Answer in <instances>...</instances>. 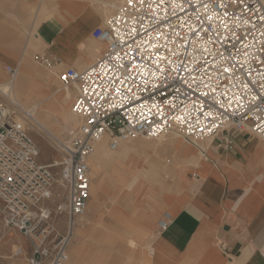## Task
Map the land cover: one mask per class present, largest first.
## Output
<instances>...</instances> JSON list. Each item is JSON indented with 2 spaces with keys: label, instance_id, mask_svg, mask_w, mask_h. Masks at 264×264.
<instances>
[{
  "label": "built area",
  "instance_id": "obj_1",
  "mask_svg": "<svg viewBox=\"0 0 264 264\" xmlns=\"http://www.w3.org/2000/svg\"><path fill=\"white\" fill-rule=\"evenodd\" d=\"M92 35L105 44L102 54L58 75L77 86L73 111L81 119L78 135L60 142L61 162L41 164L40 147L14 119L20 109L0 103V217L27 237L29 264L68 263L100 139L110 150L171 131L205 140L235 129L264 139V0H122ZM7 71L14 77L18 69ZM56 184L66 191L63 203H53ZM60 216L67 232L56 228Z\"/></svg>",
  "mask_w": 264,
  "mask_h": 264
},
{
  "label": "crops",
  "instance_id": "obj_2",
  "mask_svg": "<svg viewBox=\"0 0 264 264\" xmlns=\"http://www.w3.org/2000/svg\"><path fill=\"white\" fill-rule=\"evenodd\" d=\"M116 1L0 0V81L7 79L6 67L12 66L25 73V83L35 81L51 89L64 70L93 64L105 44H96L92 32L114 13L110 11L117 7L111 3ZM38 66L47 71L45 76L38 74ZM206 154V175L181 206L170 204L162 211L165 203L154 201L153 211L144 210L143 190L134 194L139 210L124 214L120 205L110 206L106 227L123 230L122 235L132 233L130 242L136 245L131 257L119 264H264V139L227 129L211 140ZM125 171L128 178L139 176L136 167ZM96 207L93 202L90 211ZM94 230L90 252L100 256L95 248L106 240ZM83 236L71 249L74 255Z\"/></svg>",
  "mask_w": 264,
  "mask_h": 264
},
{
  "label": "rangeland",
  "instance_id": "obj_3",
  "mask_svg": "<svg viewBox=\"0 0 264 264\" xmlns=\"http://www.w3.org/2000/svg\"><path fill=\"white\" fill-rule=\"evenodd\" d=\"M121 1L122 0H120L119 3ZM114 10L115 9L110 12H113ZM38 69V74L45 76L47 71L41 66H38ZM9 76L10 75H8L7 78ZM29 76L34 79L37 78L32 73H29ZM34 83L37 84L38 82L29 81L26 84L29 85ZM61 85L63 86L61 82L55 80L53 88L51 89L54 90ZM76 95L77 92L75 96ZM75 96L66 104L68 111H73ZM2 100L7 104V99L2 98ZM23 100L25 102L27 101L25 99ZM63 102L55 100L54 104L56 110H53L54 112L51 110L52 114H57L56 116L50 115V119L48 120V123L52 126V133L39 131L36 125L33 124L26 126L29 134L41 149L39 158L41 164L61 162L65 156V152L61 148L60 142H69L71 138L78 135V128L81 124L80 117H78V123L73 129L75 131H73V133H69L64 127H59V124H61L59 112L63 109ZM34 105L35 103H28V106H24L31 108ZM162 136L163 138L154 139L145 137L129 139L130 141L127 140L128 143L126 142L122 145V152L126 155L122 161L113 166L108 162L101 165L100 173L102 171L101 175L107 176L108 187L113 188L118 186L117 196L110 197L109 195L107 197L108 199L104 197L96 201L92 199L93 194L91 190V197L88 206V215L90 216V219L87 218L82 221L81 216L75 222V227L78 226V228L85 231V234H82L84 236L81 237V248L77 247L76 254L72 259L70 252L75 246L73 236L74 227L68 245L69 261L67 264H116V262L119 264L128 256L131 257L132 248L136 247L135 244L133 245L130 242V239L133 238L132 233L126 232L125 235H122L123 230L116 232L113 229L107 228L110 226L106 220V216L111 205H120L123 207L122 212H124V214L131 213L134 208L139 210L141 209V206L135 204L134 194L140 195L143 190L142 195L144 198L142 205L144 210L153 211L150 205L152 202L158 201L165 203V207H163L162 211H168L173 204L174 207L184 204L198 188L208 170L209 161L207 159L206 151L212 139L196 140L180 135L175 131L168 132ZM89 166L91 167V170L93 169V171H96L91 159ZM170 166H174L173 173L170 175L162 173L164 176L162 178V175L154 173L155 170H158L161 167L167 168ZM135 167L139 172V176H137L136 179L128 178L125 170L131 171ZM107 168L110 170H107ZM60 170L61 167L58 166L56 168L58 174L60 173ZM156 177L159 179H156ZM114 179H119L120 181H115ZM155 179L156 182L154 181ZM91 181H94L92 176ZM55 187L56 191L61 190L56 192L57 196L54 197L53 203H63L65 201L66 191L58 184H56ZM93 202L98 206L95 212L90 211ZM85 214H87V212H85ZM56 228L61 232H67V223L64 217H58L56 219ZM94 229L98 230V235L101 234L106 240V242L102 243L98 248H95V250L97 249L101 253L100 256L97 254L94 255L93 252H90V249H92V244L90 242V238H92L91 231ZM96 230H94V235L96 234ZM111 236L113 239L110 241ZM30 253L31 245L29 244L27 237L18 229L6 226L3 219L0 217V264H19L20 257L23 255H26L25 264H29L28 257Z\"/></svg>",
  "mask_w": 264,
  "mask_h": 264
},
{
  "label": "bare ground",
  "instance_id": "obj_4",
  "mask_svg": "<svg viewBox=\"0 0 264 264\" xmlns=\"http://www.w3.org/2000/svg\"><path fill=\"white\" fill-rule=\"evenodd\" d=\"M117 1H119V0H117ZM116 2L111 3V6L113 8L117 7ZM95 43L100 44L99 41H95ZM24 75H25V73L21 69H19L17 74L14 77H12V75L10 74V76L5 81H0V97L5 98L8 101L7 102L5 100L7 102V104H5L6 105V112H13L14 106H17L20 109V111L23 110L29 116V119L24 118V116L22 115V113L20 111H17L14 114V119L17 120V122L19 121L22 126L26 127L28 125L33 124V125H36V127L38 128L39 131L46 132V133H52L51 132L52 126L48 123L50 116L48 114H45V115H44V113L42 114L41 110L46 111V113H51V110L52 111L56 110V107L54 104L55 100H60L61 102L64 101L63 102L64 103L63 109H62V111L60 110V112H59V114H60L59 117L61 118L60 119L61 124H59V127L60 128L64 127L66 130L69 131V133H73V131H74L73 129L77 126L79 116L74 114L73 111H68V109H67L68 107H66V104L68 101H70L75 96V94L77 92V86L75 85V86L71 87V86H67V85L63 84V86L62 85L58 86V87H56V89L53 90L50 88H44V85L38 84V83L27 85L23 81ZM35 98H38L40 100V102H35V105L31 108L25 107L26 105L28 106L29 102L27 103L23 99H26L27 101L31 102V100H34ZM40 98H42V99H40ZM8 108H10V109H8ZM171 132H173V131H171ZM166 133H168V132H166ZM166 133H163V134H166ZM163 134L160 135L161 137L158 136L157 138H163V136H162ZM128 141H130V140H128ZM128 141L122 142L120 144V147L117 150H110L107 137L100 139L96 143L94 151L92 152V154L88 158V161H89L88 163L90 164V159H91L92 164H94V169L96 170V171H93V169L91 170V167H90V175L92 176V178H94V181L93 182L91 181L92 182L91 183V187H92L91 190H92V194H93V198H92L93 200H96L97 198H104V197L107 198L109 195H110V197L117 196L118 186H115V187L112 186L113 188L108 187L107 176L105 175L106 176L105 177V176L101 175L102 171L100 173V167L103 163H106V162H108L109 164H111V166H113L114 164H117L120 161H122L124 156H126L122 152V150H123L122 145L125 144L126 142L128 143ZM108 168H110V167H108ZM108 168H107V170H110ZM173 170H174V166H170L167 168L161 167L158 170H155L154 173L158 174V175L159 174L162 175V173H166V174L170 175L171 173H173ZM109 174H110V172H109ZM163 177L164 176L162 175V178ZM156 179H159V178L156 177ZM156 179L154 180L155 182H156ZM114 180L120 181L119 179H114ZM60 190H58V191H60ZM58 191H56V192H58ZM88 211H89V208L87 209L86 212H88ZM60 218H61V216H60ZM81 219H82V221L86 220L87 214H84L81 217ZM73 234L72 235L74 236V241H75L74 243H76V241L78 240L77 239L78 236H80V235L82 236L81 229L78 228V226L75 227ZM79 239H81V238H79ZM70 254H71L72 259H73V257H74L73 252L71 251ZM25 260H26V255L21 256L19 264H25Z\"/></svg>",
  "mask_w": 264,
  "mask_h": 264
}]
</instances>
